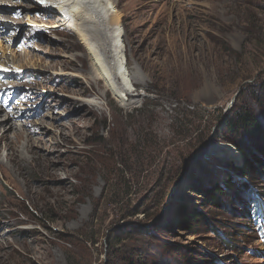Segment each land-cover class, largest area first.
<instances>
[{"label":"rangeland","instance_id":"rangeland-1","mask_svg":"<svg viewBox=\"0 0 264 264\" xmlns=\"http://www.w3.org/2000/svg\"><path fill=\"white\" fill-rule=\"evenodd\" d=\"M108 1L125 98L93 81L58 7L0 11V24L24 26L0 31V87L17 83L0 92V118L27 116L0 140V264H264V170L246 179L228 166L242 160L222 121L243 93L264 125V0ZM230 176L258 217L237 193L221 209L190 190ZM195 209L212 226L190 227Z\"/></svg>","mask_w":264,"mask_h":264},{"label":"bare ground","instance_id":"bare-ground-1","mask_svg":"<svg viewBox=\"0 0 264 264\" xmlns=\"http://www.w3.org/2000/svg\"><path fill=\"white\" fill-rule=\"evenodd\" d=\"M26 1L18 0L16 3L14 2L16 9H19L20 5ZM109 3L111 2L108 0H33V2H26V4L33 8H36L35 4L41 5L43 9L47 8L48 10L55 11L57 10L56 7H58L60 12L64 14L63 24L66 25L70 21L69 25L72 26L76 22L74 27L79 32L80 38L84 41L87 57L90 61L92 60L91 65L93 67L90 68H93L95 73L93 81H97L98 83L105 81L104 86L109 92L118 97L123 96V94L129 97L133 81L130 78L131 73L127 66L128 63L122 55L118 35L116 34L117 27L115 26L119 22V15L114 13ZM90 26L96 27V30H93ZM19 27H22V25L12 26L10 23L3 25V29L6 30L10 28L17 31ZM22 28L24 29V26ZM2 32H4L2 34H6L5 30H2ZM78 46V43H75L73 48H77ZM13 83V81L7 80L1 84L0 92L6 95L10 86L14 87L17 84ZM11 90L14 89L12 88ZM4 111L6 112V106L0 104V115ZM24 113L13 112L12 114L7 112V117L4 119L0 118V140L7 137L10 133L8 131L12 130L13 132L19 128L15 120L23 121V118L26 119L27 116ZM220 146L232 148L231 145ZM235 154L237 155V152ZM231 157H233L232 154Z\"/></svg>","mask_w":264,"mask_h":264},{"label":"trees","instance_id":"trees-1","mask_svg":"<svg viewBox=\"0 0 264 264\" xmlns=\"http://www.w3.org/2000/svg\"><path fill=\"white\" fill-rule=\"evenodd\" d=\"M257 88L258 91L254 95V100L258 104H264V79L261 80ZM242 95L243 93H240L234 107L226 115H223L222 121L223 128L225 127L228 133L226 142L235 146L242 160V164L239 166L233 161L227 160L228 166L235 170L238 175L248 179L263 174L264 125L254 111L243 105L244 102H247L245 98L242 102H239ZM190 190L208 205L221 209L227 208L228 201H225L223 197L237 193L241 195L239 203H243L246 208L249 206L246 204L247 201L253 203L255 205L254 214L259 216L256 199L254 196H250V187L248 184H237L233 176L225 179L222 184L217 182L211 185H204L203 182L196 181L193 184L191 183ZM189 219L190 227L200 223L211 225L206 214L198 209L191 211ZM127 228L131 232L130 226ZM137 230L139 231L140 229ZM217 232L221 235L219 230ZM227 241L231 242L230 240ZM203 261L206 262L205 260Z\"/></svg>","mask_w":264,"mask_h":264},{"label":"water","instance_id":"water-1","mask_svg":"<svg viewBox=\"0 0 264 264\" xmlns=\"http://www.w3.org/2000/svg\"><path fill=\"white\" fill-rule=\"evenodd\" d=\"M239 93H240V92H239ZM123 95H124V94H123ZM237 96H238V94H237V95L233 98V100L229 103L228 107H227L226 110L224 111V115H226V114L228 113V111H230V110L233 108ZM124 98H125V95H124ZM211 151H212V147H210V148L206 151V153H204V154L202 155V157H206V156L210 155V154H211Z\"/></svg>","mask_w":264,"mask_h":264},{"label":"built area","instance_id":"built-area-1","mask_svg":"<svg viewBox=\"0 0 264 264\" xmlns=\"http://www.w3.org/2000/svg\"><path fill=\"white\" fill-rule=\"evenodd\" d=\"M238 152V151H237Z\"/></svg>","mask_w":264,"mask_h":264}]
</instances>
